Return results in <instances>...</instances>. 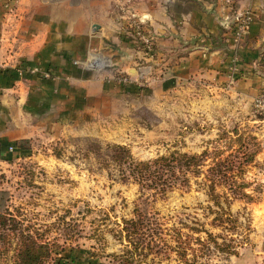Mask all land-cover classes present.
<instances>
[{"label": "crops", "instance_id": "1", "mask_svg": "<svg viewBox=\"0 0 264 264\" xmlns=\"http://www.w3.org/2000/svg\"><path fill=\"white\" fill-rule=\"evenodd\" d=\"M248 11L253 22L236 41L237 20ZM132 19L154 37L152 60L135 45ZM95 59L104 66L92 67ZM145 64L143 87L137 70ZM203 91L222 104L205 107L207 115L234 117L239 127L264 123L254 116L264 91V0H0V161L20 159L22 140L127 145L139 132L147 139L161 131L151 111L161 116L171 95ZM256 208L264 212L262 204L253 208L248 237L264 254V214L256 221Z\"/></svg>", "mask_w": 264, "mask_h": 264}, {"label": "rangeland", "instance_id": "2", "mask_svg": "<svg viewBox=\"0 0 264 264\" xmlns=\"http://www.w3.org/2000/svg\"><path fill=\"white\" fill-rule=\"evenodd\" d=\"M209 94L198 92L178 101L171 95L164 114H148L150 124H161V131L151 130L147 139L139 132L127 145L91 137L35 141L20 159L8 156L0 161V192H7L11 212L25 226L48 230L49 240L64 247L48 264H122V259L113 255L123 254L124 245L113 234L122 229L123 218L136 217V210L158 236L155 241L160 250L149 251L148 256L136 255L131 264H181L176 254L170 259L161 255V228L172 234L174 228L183 229L185 224L204 225L214 235L222 233L211 225L215 215L208 207L213 202L203 185L206 175L216 176L219 162H226L223 172L235 178V186H221L217 192L231 196L232 190L242 187L239 194L253 200L231 198V210L240 221L239 255L227 257L213 249L199 264H264V254L248 237L253 208L264 206V136L254 134L258 129L264 135V123L239 127L243 121L234 117L228 122L207 115L205 107L222 105ZM254 116L264 121L255 108ZM114 145L127 146L137 161H152L174 152L201 155L207 151V157L200 170L188 172L189 187L161 199L155 190L124 178L128 172H122L111 160ZM263 214L256 208V221ZM165 237L171 241L170 236ZM194 248L200 246L194 244ZM10 259H0V264H13Z\"/></svg>", "mask_w": 264, "mask_h": 264}, {"label": "trees", "instance_id": "3", "mask_svg": "<svg viewBox=\"0 0 264 264\" xmlns=\"http://www.w3.org/2000/svg\"><path fill=\"white\" fill-rule=\"evenodd\" d=\"M143 47L140 44V48ZM31 146V140L16 143L20 153L30 151ZM111 150L113 153L111 160L115 166L122 172L125 170L128 172V176H124L125 179L133 180L141 188L155 190L161 199H166L172 191L189 187L191 178L188 177V172L200 170L207 157V151L201 155L174 152L170 156H161L152 161H137L127 146L114 145ZM225 164L226 162H219L216 176L211 178L206 175L203 183L207 195L213 202V206L208 207L210 214L215 215L211 225L220 228L222 233L214 235L204 225L199 228L185 224L187 232H183L184 228H174L172 234H165L161 228V255L166 259L176 254L181 264H199L200 259L208 257L213 249L227 257L239 255L237 237L241 235L240 221L231 210L233 204L231 198L234 201L240 197L253 199L249 195L239 194L238 191L242 187L236 191L232 190L231 196L225 192H217L218 187L230 185L233 189L235 186V178L227 177L223 172ZM7 195V192H0V259L11 257L10 261L13 264H48L54 261L58 251H64L63 245L57 241H50L46 234L48 230L40 232L35 227L25 226L18 221L17 215L7 206ZM135 214L134 219L123 218L122 229L113 234L124 245L123 254L113 255L122 259V264H131L136 255L148 256L149 251L160 250L155 241L158 236H154V232L145 224L144 215L140 210H136ZM69 232L68 228L66 233ZM202 234H205V237H202ZM165 236H170L171 241ZM220 239L222 242H219ZM194 244L200 248H194Z\"/></svg>", "mask_w": 264, "mask_h": 264}, {"label": "built area", "instance_id": "4", "mask_svg": "<svg viewBox=\"0 0 264 264\" xmlns=\"http://www.w3.org/2000/svg\"><path fill=\"white\" fill-rule=\"evenodd\" d=\"M253 19V13L251 11H248L242 16V18L237 20V27L234 33L236 41H239L243 34H245L249 30ZM131 21V36L135 42V45H137L139 52L143 54L146 60H152L155 53L154 37L147 30L141 20L132 19ZM140 44L144 46L143 49L140 48ZM103 63L104 62L101 61V59H95L94 61H92L91 66L94 68H100L104 66ZM148 66L149 64H145L144 66H140L139 70H137V77L141 83V86L143 87H146L148 83V70L150 69ZM27 71L32 75L42 74L45 78L50 77L49 73L43 72L39 67H31L28 68ZM118 79L123 84H127L130 82V75H120ZM254 108L258 113L264 115V91L254 101ZM13 150L14 149L11 148V151Z\"/></svg>", "mask_w": 264, "mask_h": 264}, {"label": "water", "instance_id": "5", "mask_svg": "<svg viewBox=\"0 0 264 264\" xmlns=\"http://www.w3.org/2000/svg\"><path fill=\"white\" fill-rule=\"evenodd\" d=\"M97 28V27H96Z\"/></svg>", "mask_w": 264, "mask_h": 264}]
</instances>
